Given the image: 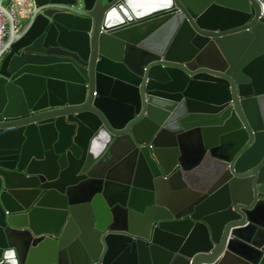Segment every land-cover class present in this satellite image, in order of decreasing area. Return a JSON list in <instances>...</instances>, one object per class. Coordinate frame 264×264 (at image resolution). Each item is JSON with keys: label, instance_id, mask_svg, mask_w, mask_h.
Returning a JSON list of instances; mask_svg holds the SVG:
<instances>
[{"label": "water", "instance_id": "95a60500", "mask_svg": "<svg viewBox=\"0 0 264 264\" xmlns=\"http://www.w3.org/2000/svg\"><path fill=\"white\" fill-rule=\"evenodd\" d=\"M0 0V264H264V0Z\"/></svg>", "mask_w": 264, "mask_h": 264}, {"label": "built area", "instance_id": "2783aa9c", "mask_svg": "<svg viewBox=\"0 0 264 264\" xmlns=\"http://www.w3.org/2000/svg\"><path fill=\"white\" fill-rule=\"evenodd\" d=\"M5 8L12 15L13 22L17 28L23 18H27L28 10L32 6V0H9ZM7 20L0 10V47L3 45L7 35Z\"/></svg>", "mask_w": 264, "mask_h": 264}]
</instances>
